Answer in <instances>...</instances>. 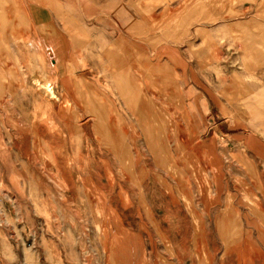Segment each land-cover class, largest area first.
<instances>
[{
  "label": "rangeland",
  "instance_id": "1",
  "mask_svg": "<svg viewBox=\"0 0 264 264\" xmlns=\"http://www.w3.org/2000/svg\"><path fill=\"white\" fill-rule=\"evenodd\" d=\"M70 1L78 14L83 0ZM130 1L144 49L142 21L151 20L155 55L139 48L122 70L98 54L104 40L88 26L93 11L70 19L77 65L55 84L54 58L27 21L26 69L22 41L19 51L9 38L0 264H264V158L257 155L264 143L246 132L264 125L261 102L258 116L248 115L260 87L251 86L247 67L264 57V45L238 54L248 36L226 24L255 8H234L241 0H166L184 4L167 23L149 13L164 1ZM194 40L196 49L219 55L196 59ZM166 41L171 58L164 59ZM183 43L188 65L201 60L204 73H182ZM35 71L52 81L53 95L36 86ZM198 84L218 97L206 96L211 102L202 106ZM217 110L233 119L221 120ZM202 112L208 119L199 120Z\"/></svg>",
  "mask_w": 264,
  "mask_h": 264
},
{
  "label": "crops",
  "instance_id": "2",
  "mask_svg": "<svg viewBox=\"0 0 264 264\" xmlns=\"http://www.w3.org/2000/svg\"><path fill=\"white\" fill-rule=\"evenodd\" d=\"M161 2L158 6H150L149 5V13H158L160 16V20L163 18V21L169 22L167 18V14L169 11H183L184 4L179 2H174L173 4L168 5L166 0ZM236 5H233L234 8L238 7H246V8H255V12L253 14H245L242 17H239L238 20H234L228 22L231 27H241L245 30L247 38L249 42L248 46H241V51L238 54L246 55V54H255V47L258 49L259 44L264 45V12L261 8L264 6V0H241ZM70 0H0V101H4L5 98L2 97V93L6 92V89H9L8 92L12 93L11 90V57H10V36L15 37L17 40V47L19 50L20 40L21 51H23L24 61L22 64L24 65V69H26L27 61L25 60L24 51H25V22L30 25L31 30L33 31V35L38 37L39 43H41L40 50L43 49L45 56H49L54 58L53 62H50L52 65L51 72L55 73L54 84L57 83V78L60 77L61 73H69V71L74 72L76 67V59L74 52L70 53L72 49V35H73V27L70 19L75 17V15L82 14V16H90L93 11V15L96 20H92L88 26H90V31L97 32L99 34L100 40H104L103 45H99L100 50H98V54L102 57L104 64L112 63L115 65L117 69H123L124 63L128 61H133V56L138 52L139 48L145 53H149L154 57L153 53V38L152 37V23L142 21L144 23L145 37H146V47H142V42L138 43L136 37V31L138 23L136 21L137 11L133 9L130 5V0H83L82 4L79 5L80 12L78 14H72V6L70 5ZM151 8L152 11H151ZM95 11H94V10ZM80 14V15H81ZM181 22L177 23L179 26H185V20L180 19ZM188 25V24H187ZM169 26V25H167ZM149 30V31H147ZM32 34V33H30ZM228 34V33H227ZM198 39L197 37H194ZM180 42V41H179ZM199 40H194L193 50L194 57L196 59H200L204 56V53L209 54L210 57L218 56L219 53L216 48L209 49L208 52L201 51V49H196L200 43ZM170 41L165 42V49L169 53H166L163 50L164 59L171 58V49ZM141 44V47L139 45ZM164 44V43H163ZM42 45L44 47H42ZM148 46L150 49H148ZM164 48V47H163ZM178 58L183 61L180 62V67L182 68L184 74L190 71H193V67L196 68L195 71L204 73V68L201 60H196L195 65L189 66L187 63V59L192 57L189 49L185 43L178 44L177 47ZM20 51V50H19ZM187 51V52H186ZM190 53L188 56L187 53ZM262 53V51H259ZM93 54V52L91 53ZM152 57V58H153ZM105 59V60H104ZM51 61V60H50ZM31 66V65H30ZM36 66V65H33ZM218 66V65H217ZM249 70H251L250 75V84L253 88L257 89L259 86V91H255V100L252 103V110H248V115L253 118H256L258 107L257 105L261 104L264 107V57L259 56L256 58L255 62L251 64H247ZM248 68H244L248 70ZM241 70V69H240ZM26 73V72H25ZM37 75L35 77L39 82H46L50 88H52V92L54 93L55 88L52 85V81L42 77L41 72L35 71ZM27 74V73H26ZM79 74L82 76H89V71H81ZM197 98L201 101V105L204 106L207 103L206 99L209 97L210 99H215L218 97V92L215 90L206 91L204 87L197 86ZM205 92L208 95H205ZM12 96V95H11ZM207 96V97H206ZM209 102L211 100L207 99ZM189 108L191 104L187 105ZM219 111V115L221 116V120L225 119H233L232 115L227 116L228 113L226 110L223 112L225 115ZM222 111V110H221ZM264 115V109H263ZM231 113V112H230ZM229 113V114H230ZM251 113V115H250ZM203 114V115H202ZM199 113V120H206L208 117L202 112ZM216 113L215 115H217ZM252 130H246L249 136H254V140L264 143V125L263 126H253ZM251 138V137H250ZM250 140V139H249ZM252 140V138H251ZM257 155H261L264 158V153L258 149Z\"/></svg>",
  "mask_w": 264,
  "mask_h": 264
},
{
  "label": "bare ground",
  "instance_id": "3",
  "mask_svg": "<svg viewBox=\"0 0 264 264\" xmlns=\"http://www.w3.org/2000/svg\"><path fill=\"white\" fill-rule=\"evenodd\" d=\"M32 80L35 82L36 86L39 89H43V91L48 93L50 96L53 95L52 88H50V86L45 81L39 82L37 78H33Z\"/></svg>",
  "mask_w": 264,
  "mask_h": 264
}]
</instances>
